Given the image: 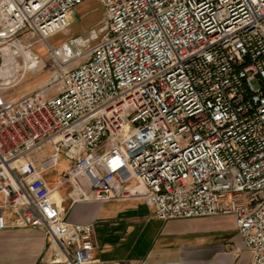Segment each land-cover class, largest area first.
Returning a JSON list of instances; mask_svg holds the SVG:
<instances>
[{
	"label": "built area",
	"instance_id": "2783aa9c",
	"mask_svg": "<svg viewBox=\"0 0 264 264\" xmlns=\"http://www.w3.org/2000/svg\"><path fill=\"white\" fill-rule=\"evenodd\" d=\"M84 1L0 0V44L26 32L77 60L48 40ZM99 2L105 33L58 93L0 101V230L38 228L50 264H90L93 224L69 208L142 198L161 220L231 215L264 264V0Z\"/></svg>",
	"mask_w": 264,
	"mask_h": 264
},
{
	"label": "crops",
	"instance_id": "0c3cea01",
	"mask_svg": "<svg viewBox=\"0 0 264 264\" xmlns=\"http://www.w3.org/2000/svg\"><path fill=\"white\" fill-rule=\"evenodd\" d=\"M68 220L92 223L90 264H249L234 218L219 215L161 220L142 198L75 202ZM54 249L38 228L0 230V264H50Z\"/></svg>",
	"mask_w": 264,
	"mask_h": 264
},
{
	"label": "rangeland",
	"instance_id": "374dc122",
	"mask_svg": "<svg viewBox=\"0 0 264 264\" xmlns=\"http://www.w3.org/2000/svg\"><path fill=\"white\" fill-rule=\"evenodd\" d=\"M105 24V12L99 0H86L76 8L65 31L48 40L55 47L66 39L74 40L73 49L80 51L82 56L69 63L50 53L29 33L6 39L0 44V53L8 49L10 57L0 68V101L16 100L32 93L45 96L57 94L62 69L71 68L86 57V52L103 37ZM66 165L67 162L61 160L57 167L47 172L52 185Z\"/></svg>",
	"mask_w": 264,
	"mask_h": 264
},
{
	"label": "bare ground",
	"instance_id": "6f19581e",
	"mask_svg": "<svg viewBox=\"0 0 264 264\" xmlns=\"http://www.w3.org/2000/svg\"><path fill=\"white\" fill-rule=\"evenodd\" d=\"M54 197H55L56 200L59 201L60 198H61V196H60V192H59V191H55V192H54Z\"/></svg>",
	"mask_w": 264,
	"mask_h": 264
}]
</instances>
